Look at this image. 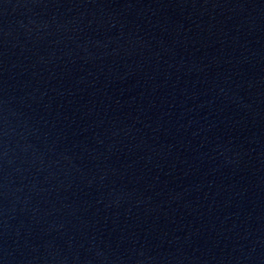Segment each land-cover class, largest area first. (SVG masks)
<instances>
[{"label": "water", "instance_id": "95a60500", "mask_svg": "<svg viewBox=\"0 0 264 264\" xmlns=\"http://www.w3.org/2000/svg\"><path fill=\"white\" fill-rule=\"evenodd\" d=\"M0 264H264V0H0Z\"/></svg>", "mask_w": 264, "mask_h": 264}]
</instances>
